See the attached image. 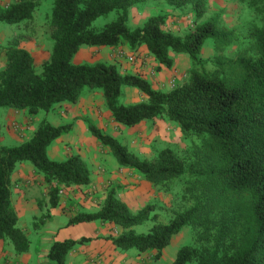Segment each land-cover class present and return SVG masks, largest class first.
Returning a JSON list of instances; mask_svg holds the SVG:
<instances>
[{"label":"trees","instance_id":"16d2710c","mask_svg":"<svg viewBox=\"0 0 264 264\" xmlns=\"http://www.w3.org/2000/svg\"><path fill=\"white\" fill-rule=\"evenodd\" d=\"M165 2L193 12V27L184 35L165 30L166 17L161 14L129 28L127 17L135 0H54L43 24L52 41L51 54L41 72H37L30 52L18 46L20 40L37 35L33 15L37 1L16 0L0 6V22L27 25L25 33L17 35V44L5 49L0 108L34 115L61 102L77 101L86 88H97L117 123L134 126L157 118L175 122L185 138L192 139L187 150L182 155L164 147L151 159L139 158L115 137L90 121L86 123L90 134L109 149L119 166L165 190L171 182H178L181 196L190 202L188 207L167 223L154 222L141 233L134 226L156 218L154 205L133 211L111 188L99 209L75 214L68 225L95 221L115 224L121 232L108 238L116 248L154 251L155 259L173 235L192 225L199 245L180 246L173 261L163 264H264V0H248L261 23H253L246 32L229 28L218 13L199 21L206 13L205 0ZM112 11L117 12L115 18L94 27L99 17ZM207 40H212L216 51L210 70L203 67L200 56ZM234 42L245 46L234 58L224 56L223 50ZM122 44L133 50L144 46L166 67L172 65L170 52L187 54L191 62L187 78L162 91L137 74L121 73L115 65L73 61L82 46ZM123 86L138 89L146 100L121 103ZM70 127L54 126L43 119L28 140L0 145V240L9 243L15 254L27 252L30 244L11 202V174L17 163L27 161L42 175L49 186L51 207L57 205L58 185L82 186L91 181L88 165L80 155L55 160L47 153L50 143ZM88 240L54 241L47 259L65 264L68 253Z\"/></svg>","mask_w":264,"mask_h":264},{"label":"rangeland","instance_id":"374dc122","mask_svg":"<svg viewBox=\"0 0 264 264\" xmlns=\"http://www.w3.org/2000/svg\"><path fill=\"white\" fill-rule=\"evenodd\" d=\"M2 1L6 6L16 0ZM35 1H37V7L33 15L38 27L37 35L34 39L20 40L18 46L30 52L34 58L37 72H41L43 62L48 60L51 54L52 41L45 32L43 24L48 21L54 0ZM205 2L206 13L199 21L206 20L218 13L225 25L238 32H246L253 23L258 25L261 23L260 16L249 5L248 0H205ZM129 11H132V16L127 17L126 22L129 28L141 26L149 16L156 14L166 17L164 29L176 35H184L194 24V14L190 8L178 9L167 5L165 0H135ZM116 13V11H112L107 16L99 17L94 22V27H102L106 22L115 18ZM26 29L27 25L24 26L23 23L10 25L0 22L1 69L6 64V47L14 45L17 35L25 33ZM240 45L239 42H234L223 50V55L234 58L245 46V44ZM171 53L174 52H170L169 55ZM98 55H100L99 58H97ZM129 55L134 56L135 62L132 64L127 62ZM174 55L178 58L185 53H174ZM200 56L204 60L203 67L210 70L216 56L212 40L205 41ZM73 61L89 64L104 62L115 65L121 73L137 74L146 79L153 89L162 91H168L174 85L182 83L187 78L188 68L191 65L190 60L188 68L183 69V66L180 65L179 68L184 71L182 70L179 75L176 73V68L173 69L171 66L166 68L164 65L162 68L146 50L139 52L137 49H131L128 45L126 47L118 46V48L115 47V49L112 48L105 52L87 51L80 61ZM145 100L146 96L138 89L131 86L122 87L121 103L133 104ZM42 119H46L54 126L65 124L71 126L68 133L50 143L48 146L49 157L63 160L72 154L80 155L88 165L91 181L82 186L58 185L57 205L51 207L49 186L43 182L42 175L35 169L32 172H27L24 178L16 180L17 184L14 183L12 189L17 188L19 191L13 190V196H18L20 191L26 190L29 198H34L33 208L36 211L33 216L28 218L23 214L20 218L18 217V224L31 243H35L36 230L43 228L45 230L49 226L48 224L52 226L55 234L73 232L74 236L82 235L79 239L81 237L89 239L88 241L101 239L103 243L110 241L108 237L116 236L121 232L119 226L96 221L70 227L68 220L81 211L88 212L99 209L107 191L111 188L115 195L133 211L139 210L147 204L154 205L156 218L134 226V229L141 233L147 232L154 222L167 223L174 214L190 205V202L181 196V185L178 182H171L170 189L165 190V187L149 182L133 170L119 166L109 149L90 134L86 124L87 121L92 122L102 132L119 140L139 158L151 159L164 147L172 148L182 155L187 150L192 139H186L175 122L157 118L143 120L134 126L117 123L105 105L102 91L97 88H86L77 101L54 106L48 114L40 112L30 115L22 112L20 117H15L9 113V110L0 112V145L12 146L28 140L35 131V125L38 126ZM20 127H24L27 132H23ZM7 133H12L19 138L14 141L8 138L5 140L4 137ZM17 199L15 200L17 201ZM196 233L197 230L192 225L184 226L177 234L173 235L158 259L154 258V251L138 253L131 249L125 258V264L171 263L180 246L199 245ZM0 255V264H16L17 261H21L22 254H15L9 243L0 240ZM47 264L53 263L48 260ZM186 264L195 263L188 262Z\"/></svg>","mask_w":264,"mask_h":264},{"label":"crops","instance_id":"0c3cea01","mask_svg":"<svg viewBox=\"0 0 264 264\" xmlns=\"http://www.w3.org/2000/svg\"><path fill=\"white\" fill-rule=\"evenodd\" d=\"M0 6H4V1L0 0ZM132 16V11H129L128 18ZM120 47H126V44L118 45ZM118 46H116L118 48ZM115 47H106V46H82L78 52L73 57V60L80 61L84 53L87 51L97 50L99 52H105L106 50L112 49ZM137 50L140 52L142 50H146L148 54V50L140 45ZM151 55V54H150ZM100 55H98L97 58H99ZM172 58V65L171 68H176V73L180 75L182 70L189 67V57L187 54L181 55V57L176 58L174 53H171ZM182 61V62H180ZM128 62V61H127ZM75 63H81V62H75ZM129 63V62H128ZM132 64V63H130ZM162 68H164L161 64H159ZM182 65V68H179V66ZM167 68V67H166ZM184 71V70H183ZM91 89V88H88ZM65 102H61L59 104H56L55 106L62 105ZM0 112L9 110V113L13 114L15 117H20L23 111L21 110H14L10 108H0ZM43 114H48V112L40 111ZM38 112L37 114H39ZM26 119V118H25ZM43 120V119H42ZM41 120V121H42ZM46 120V119H44ZM47 121V120H46ZM169 122V121H168ZM40 123V122H39ZM87 124V123H86ZM21 125V123H20ZM37 124L35 125L34 130H36ZM21 128V127H20ZM23 132H27L24 127L21 128ZM68 133V132H67ZM5 140L11 139V140H17L19 137L13 135L12 133H7V135L4 137ZM47 153L49 155L48 149ZM135 154V153H134ZM34 170V167L31 163L27 161L19 162L15 165L14 170L11 174V182H10V190H11V202L12 205L15 208V211L17 213V217L20 218L23 214L26 215V217L31 218L36 211L35 208H33L34 205V198H29L28 192L26 190L20 191L18 196H13V190L19 191V189L13 188L14 183L17 184L16 180L18 178H24L27 172H32ZM19 188V187H18ZM16 198L17 201L15 200ZM96 222V221H95ZM82 223H94V222H82ZM82 223L72 224L70 227H76ZM49 226L44 230H36V237L35 243L29 244V250L21 255V261H17L16 264H47V253L49 251V248L51 244L54 241L57 240H64V239H79L80 236H74L72 235L73 232H62L60 234H55L54 229L50 224ZM52 237V235H54ZM102 240L99 239L98 241H87L84 244H78L76 245L67 255L66 257V263L65 264H125V258L127 257V254L131 252L129 250L126 251H120V249L116 248L111 241H107V243L101 242ZM2 255V254H1ZM0 255V257H1ZM96 260V262H95ZM100 260V261H98Z\"/></svg>","mask_w":264,"mask_h":264},{"label":"built area","instance_id":"2783aa9c","mask_svg":"<svg viewBox=\"0 0 264 264\" xmlns=\"http://www.w3.org/2000/svg\"><path fill=\"white\" fill-rule=\"evenodd\" d=\"M127 61H128L129 63H134V62H135V60H134V56H133V55H129V56L127 57Z\"/></svg>","mask_w":264,"mask_h":264}]
</instances>
